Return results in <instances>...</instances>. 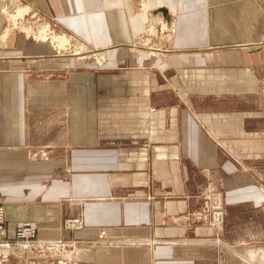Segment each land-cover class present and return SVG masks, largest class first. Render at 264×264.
I'll list each match as a JSON object with an SVG mask.
<instances>
[{"label":"crops","instance_id":"1","mask_svg":"<svg viewBox=\"0 0 264 264\" xmlns=\"http://www.w3.org/2000/svg\"><path fill=\"white\" fill-rule=\"evenodd\" d=\"M21 2L105 63L55 56L21 33L4 42L5 11ZM146 2L147 13L141 0H0V201L11 232L36 223L41 237L75 243L81 264H259L264 0ZM161 19L172 41L155 32L137 48ZM207 188L226 198L220 235L182 222ZM74 218L83 229L63 231Z\"/></svg>","mask_w":264,"mask_h":264},{"label":"rangeland","instance_id":"2","mask_svg":"<svg viewBox=\"0 0 264 264\" xmlns=\"http://www.w3.org/2000/svg\"><path fill=\"white\" fill-rule=\"evenodd\" d=\"M138 6H139L138 9L141 12L147 13L150 11L148 3L144 0H141V4ZM20 11H26V12H23L24 14L21 13V15H20V13H18ZM5 17H6V25H5L4 31H3V33L4 32L5 33H4L3 38H2L4 42L7 41V39H8L7 37H9L11 33H21L27 39H31L37 43H43V44H47V45L51 46L55 51V56H59V57L60 56H72V57H76V58L81 59V60L87 59V61L89 60L88 58L90 57V61L92 60L98 66H102L106 61V59H105L104 62H102V64H100L99 60L97 58H95L94 56H92V54L89 53V51H95V50L88 49L87 46L84 45L82 42H79V41L77 42L72 37L66 35L65 33H62L60 31L56 30L55 27L52 25L51 21H49V19H48V21L46 19H44V17H42L37 11H34L33 7H31L30 5H27V4L22 3V2L18 3L17 6L15 5L12 7V5H11L9 10L7 12L5 11ZM161 18H163V17H161ZM163 19L165 20V18H163ZM165 25H164L162 19L155 22V23L153 22V23L149 24L151 29H149L150 27L148 26L146 33H144L143 35H141L139 37V40L137 42V48L141 47L142 44H145V42H144L145 39L150 38V36L155 34V32H157V37H159L158 38L159 40L161 39L162 41L166 42L167 44L169 42H171L172 38H174L175 28H173V27L169 28V26L166 27ZM163 26H164V28H163ZM162 28L164 29V31H168L169 29H170V31L166 32L165 35H163ZM148 29H149V32L152 33V35H150L148 33ZM172 30H174V32L171 33ZM47 34H48V37H47ZM6 35H7V37H6V39H4V36H6ZM1 37H0V45H4L2 40H1ZM44 37H46V39L48 41L47 43L43 42ZM54 38H58L59 43L53 44ZM262 40L264 41V37ZM67 46H69V47H67ZM60 47L61 48L65 47V49H68V50L66 52H64L63 50H65V49L60 50ZM146 49H152V48L150 46V47H147ZM57 52H60L61 54H58ZM77 52L81 53V56H78V55L76 56ZM257 72L259 73L258 76L260 79V85H261L262 92L264 94V67L259 68L257 70ZM223 197H224L225 211H226V198H225L224 194H223ZM202 205H203V199H202V194H201V205L199 208H201ZM196 211H194V212H196ZM252 215H253V212L247 211L244 213V219L250 218ZM261 218L264 219V216H261ZM74 219H77V218H74ZM70 220H72V219H68V220L64 221L63 231L72 232V233H74L76 231H80V230H76L75 228L69 226L70 222H68V221H70ZM182 222H184L183 217H182ZM17 224H19V223H16L15 227L17 226ZM6 225H7L8 235H10L11 234V227H10L11 224L6 222ZM224 229H225V227H224ZM65 242L67 243V247L65 249L62 250V248H59V249H56L57 251H55L53 253H45L44 254V253L39 252L37 254H33L31 252H25V253H17V254L13 253L10 255H1L0 254V264H81V262H82L81 258L82 257H81V255H79L81 258H77V248H76L75 243H73L72 241H69V240H65ZM212 242L217 243V245H219V246L223 245L220 238L219 239L215 238ZM244 255H245V253H244ZM86 263L91 264V261L87 260ZM234 263L245 264L242 260L234 261ZM259 264H264V261L260 260Z\"/></svg>","mask_w":264,"mask_h":264},{"label":"built area","instance_id":"3","mask_svg":"<svg viewBox=\"0 0 264 264\" xmlns=\"http://www.w3.org/2000/svg\"><path fill=\"white\" fill-rule=\"evenodd\" d=\"M203 205L196 212L183 216L184 222L193 224L203 223L211 227L217 235L224 231L226 211L223 194L215 189L207 188L202 193ZM5 209L0 201V254L10 255L13 253L31 252L33 254L53 253L56 249L67 247L65 239L44 238L39 235L40 229L35 223H19L14 227L13 234L8 235ZM69 226L76 230H82V219H72ZM21 248V250H19ZM3 249L10 250L4 253ZM15 250V251H14Z\"/></svg>","mask_w":264,"mask_h":264},{"label":"bare ground","instance_id":"4","mask_svg":"<svg viewBox=\"0 0 264 264\" xmlns=\"http://www.w3.org/2000/svg\"><path fill=\"white\" fill-rule=\"evenodd\" d=\"M144 1H146V0H144ZM23 12H26V11H20V12H18V13H20V15H21V13H23ZM24 14V13H23ZM166 23H167V25L169 26V28H172L170 25H172V23L170 22V21H165ZM151 26V25H150ZM149 26V27H150ZM163 28H164V26H163ZM162 28V33H163V35H165V33L166 32H169L170 31V29L168 30V31H164V29ZM149 29H151V27L149 28ZM149 29H148V33L150 34V35H152V33L151 32H149ZM9 31V30H8ZM172 31H174V30H172ZM172 31H171V33H172ZM9 34V33H8ZM6 37H7V35L6 36H4V39H6ZM47 37H48V34H47ZM169 37V36H168ZM8 38V37H7ZM43 38V37H42ZM65 39V38H64ZM43 42H45V43H47L48 41H47V39H46V37H44V39H43ZM54 43H59V40H58V38H54L53 39V44ZM66 47V46H65ZM65 47H63V48H61L60 47V50L61 49H65ZM67 47H69V46H67ZM59 50V51H60ZM68 49H65V50H63L64 52H66ZM62 51V52H63ZM58 54H61L60 52H57ZM89 53L90 54H92V56H94L95 58H97L98 60H99V62H100V64H102V62H104V60H105V57L104 56H102L101 54H99V53H97V51H89ZM81 56V53H76V56ZM83 55V54H82ZM4 205V204H3ZM4 209H5V206H4ZM83 222V221H82ZM14 229L15 228H12V234H13V231H14ZM83 229V228H82ZM19 250H21V248H19ZM3 252L4 253H9L10 252V250H8V249H3ZM18 252H16V254H17Z\"/></svg>","mask_w":264,"mask_h":264}]
</instances>
